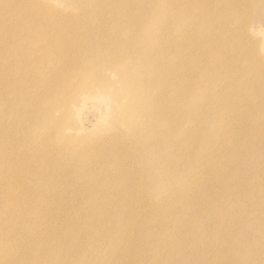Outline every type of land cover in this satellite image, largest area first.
<instances>
[{"label":"rangeland","instance_id":"obj_1","mask_svg":"<svg viewBox=\"0 0 264 264\" xmlns=\"http://www.w3.org/2000/svg\"><path fill=\"white\" fill-rule=\"evenodd\" d=\"M13 2L0 264H264V0Z\"/></svg>","mask_w":264,"mask_h":264},{"label":"bare ground","instance_id":"obj_2","mask_svg":"<svg viewBox=\"0 0 264 264\" xmlns=\"http://www.w3.org/2000/svg\"><path fill=\"white\" fill-rule=\"evenodd\" d=\"M211 4H213V6H220L221 5V10L216 14L214 13V15H211V21L208 24L209 27H214V26H221L225 29V31L227 30L228 32L231 30L229 25L230 23H232L233 21H244L245 15L247 14V12H249L248 14V22H251L252 17H253V11L256 9V7H258L259 2L261 0H208ZM1 4H4L8 14H10L11 12L15 13L17 12H22L24 7H20L19 5H17L16 2H13V0H0ZM242 9L244 10V14L242 15ZM122 15V14H121ZM242 15V16H241ZM10 17V15H5V18ZM260 17V16H259ZM31 28V26H30ZM244 29V28H243ZM216 34V39L215 40H221L224 39L226 37V35H223L222 33H215ZM214 36H210V39H212ZM241 38H243V36H240ZM246 38V37H245ZM204 41L201 40L200 45H203ZM193 46V45H192ZM191 46H189V51ZM194 47V46H193ZM256 51L255 48H248L245 51V54L250 55L251 52ZM252 64L256 65L257 62L253 61ZM154 70V69H153ZM167 71H171L170 69H166ZM155 71V70H154ZM258 72V71H257ZM155 74H158L156 71L154 72ZM159 75V74H158ZM264 77V72L261 74V78ZM258 86L259 89L264 88V81H262L260 84H256ZM131 89L129 88V91ZM114 93V98L115 100L118 102V93L116 91L113 90ZM139 102V90H134V88L131 91V96H130V103L128 104V110L132 111L135 108L133 107V102ZM120 110L122 109L121 107H119ZM131 109V110H130ZM138 109H136L134 112L135 114H138ZM167 156H163V158L161 160V165H169V162L172 159V155L170 154V152H166ZM197 170L199 172H202L203 169L198 167ZM194 177V176H193Z\"/></svg>","mask_w":264,"mask_h":264}]
</instances>
